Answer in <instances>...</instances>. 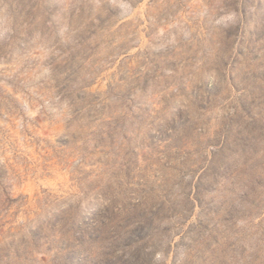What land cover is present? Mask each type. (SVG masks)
I'll return each mask as SVG.
<instances>
[{
  "label": "rangeland",
  "instance_id": "rangeland-1",
  "mask_svg": "<svg viewBox=\"0 0 264 264\" xmlns=\"http://www.w3.org/2000/svg\"><path fill=\"white\" fill-rule=\"evenodd\" d=\"M0 264H264V0H0Z\"/></svg>",
  "mask_w": 264,
  "mask_h": 264
}]
</instances>
